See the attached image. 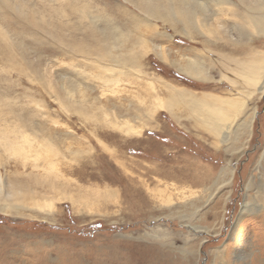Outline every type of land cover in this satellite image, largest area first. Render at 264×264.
Returning a JSON list of instances; mask_svg holds the SVG:
<instances>
[{
  "label": "rangeland",
  "instance_id": "rangeland-1",
  "mask_svg": "<svg viewBox=\"0 0 264 264\" xmlns=\"http://www.w3.org/2000/svg\"><path fill=\"white\" fill-rule=\"evenodd\" d=\"M263 2L0 0V177L61 188L49 215L0 211V264H215L226 247L251 264L264 221L241 214L264 202V93L221 68L264 66L248 19ZM173 89L220 101L225 130L167 110Z\"/></svg>",
  "mask_w": 264,
  "mask_h": 264
},
{
  "label": "bare ground",
  "instance_id": "bare-ground-1",
  "mask_svg": "<svg viewBox=\"0 0 264 264\" xmlns=\"http://www.w3.org/2000/svg\"><path fill=\"white\" fill-rule=\"evenodd\" d=\"M179 3H180V1H179ZM263 5H264V2L255 11V13H258L257 15L249 16L248 19L259 30V32H261L264 35V12L261 11V9H263ZM148 10H149V8H148ZM148 13L151 15V17H157L158 18V16L160 15V14H158L156 12V8H152L151 6H150V10L148 11ZM161 16H163V14ZM241 16H242L243 20H245L246 17H247V15L245 16L244 13H242ZM173 18L174 17H172V15L169 14V13L166 14V16H165L166 21H170L171 24L176 25V22L179 19L178 20L176 19L177 21H172ZM179 23H180V21H179ZM162 48H163L162 46L157 45L154 48V50H156L158 52V54H160V51L162 50ZM220 48L224 49V48H226V46L220 45ZM239 51L244 53L246 50L244 48H242ZM258 53L261 54L260 52H258ZM128 59L131 62L134 61L133 57H130ZM245 60H246V58H244L243 61L229 62L227 64H224L225 66H223L221 68V70L223 72H225V73H228L227 70H229V68L230 69L232 68V69H235V70H238V71L242 72L243 74L249 75L250 78H252L250 80V83L252 85L259 84L257 86V88H256V91L260 92V94H263L264 93V79L261 82L259 81V79L264 74V66H263V61H262L263 60L262 55H260V56L258 55V57H257V59L255 60L254 63H253V61L249 62L250 68L247 67V63L245 62ZM192 71H196V70H189V71H187L186 69L184 70V72L187 75H189L190 77L193 78V76L190 74V72H192ZM195 77L199 78L200 76L196 75ZM255 79H257V80H255ZM171 92H174V93L178 94V97H179L180 100L177 99V104H175V105L173 104V105L167 106L166 107L167 110L172 112L175 109H182L185 112L186 116H188L189 118H190L191 115L196 113V116H202V118L205 119V122H207V123H209L211 125L210 128H211L212 131L217 133V132H221L222 130H225V129H222V128H223V125H224V122H225V118H227V116H228L227 115L228 113L226 112L225 109H223L221 106H219L218 103H220V101L217 102L215 100L217 103L214 104L213 101H212L213 99L210 98L211 95L208 96L209 98L208 97L206 98L205 96L204 97L203 96H198L197 94H195V92L192 93L191 91H188V90H177V89L174 90L173 89V90H171ZM214 97H215V95H214ZM255 112L256 111L254 110L253 116L255 115ZM172 114H175V113H172ZM251 121H253V117L249 121L250 125H251ZM18 168H19V166H18ZM32 177H34V176H32ZM35 179L39 180L36 177H35ZM15 180H16V177H15ZM27 180H29V179H27ZM33 183H35V182H33ZM19 184H16V185H19ZM31 186H33V185H31ZM31 186H24V185L23 186L22 185H20V186H13V185L9 186L8 185V187H7V185H4L3 179L0 177V211L2 213H4V214H13V213H15V215L24 214L25 210H32L34 212L35 211H40V212L46 211V212H48V215H49V213L51 212V210L53 208V205H54L52 198L57 196L60 193V189L61 188L59 186H49L48 188L46 187L47 189H45L43 191H38L36 189V187H31ZM44 186H45V184H44ZM6 189H9V190H6ZM170 191H172V190H170ZM263 191H264V189H263ZM200 196H202V195H200ZM263 196H261V200L262 201L264 199ZM76 199H77V202L80 203V206H84L83 197L76 198ZM253 199H255V198H253ZM255 201H256V199H255ZM149 203H151V202H149ZM155 208H157V207H155ZM254 209H259V212H262L261 213L262 215L259 216L258 218H260L261 220L264 221V202H258L257 201V202H252V203H248V202L245 203L244 206H243V210H242V214L241 215L244 216L245 214H248L249 212L251 213V211L254 210ZM178 211H179V209H178ZM256 211H258V210H256ZM142 212H144V210H142ZM171 213H173V212H171ZM182 214H184V213H182ZM44 218H46V217H44ZM184 219H185V216H184ZM263 234H264V230H263ZM260 245H262V244H260ZM262 250H264V245L262 246ZM231 251L232 250H230L229 247H226V249H224V250H216L215 251V255H214L215 256V264H232L231 263V258H232V256H231L232 252ZM187 253H189V252H187ZM243 254H245V253H243ZM238 256L239 257H244L245 255L243 256L242 254H238ZM194 257L195 256L192 255V258H190V259H193ZM179 264H182V263L180 262ZM251 264H264V251H262V253L261 252H257L255 254H253L252 263Z\"/></svg>",
  "mask_w": 264,
  "mask_h": 264
}]
</instances>
